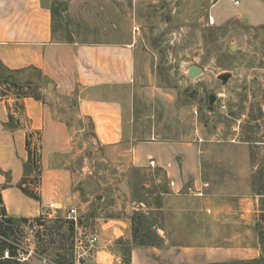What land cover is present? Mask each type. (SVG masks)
<instances>
[{
    "label": "rangeland",
    "instance_id": "obj_1",
    "mask_svg": "<svg viewBox=\"0 0 264 264\" xmlns=\"http://www.w3.org/2000/svg\"><path fill=\"white\" fill-rule=\"evenodd\" d=\"M215 2L54 0L55 29L59 40L92 41L103 33L133 37L143 60L144 92L135 95L132 143L149 139L153 130L159 141L196 143L208 180L227 183V192L264 196V0ZM192 67L203 70L193 81ZM224 74L231 75L227 83L219 80ZM6 79L0 76V101L13 89ZM30 92L38 93L33 87ZM59 109L73 132L69 169L79 223L74 234L62 225L68 207L46 210L44 226L24 225L21 246L34 256L29 264L68 261L81 244L90 251L83 264H130L133 247L162 246V232L172 242L190 237L183 227L190 220L189 199L171 195L154 163L150 170L130 164L131 140L117 149L101 147L91 122L78 118L75 99H65ZM30 169L37 181L40 165L33 161ZM122 182L130 198L118 188ZM174 209L186 214L175 217ZM258 220L264 255V212Z\"/></svg>",
    "mask_w": 264,
    "mask_h": 264
},
{
    "label": "crops",
    "instance_id": "obj_2",
    "mask_svg": "<svg viewBox=\"0 0 264 264\" xmlns=\"http://www.w3.org/2000/svg\"><path fill=\"white\" fill-rule=\"evenodd\" d=\"M59 32L54 0H0V76L38 92L37 98L12 95L0 101V191L8 215L40 218L52 203L74 209L69 165L75 144L59 113V105L73 98L78 118L91 122L101 147L117 149L131 140L130 164L150 170L154 163L169 181L171 195L191 203L189 224H182L190 237L172 242L162 232V246L133 247L131 264H259L264 255L256 220L264 212V196L227 192V183L208 180L196 143L159 141L156 130L132 143L135 95L144 92L135 39L103 33L92 41L59 40ZM37 138L40 176L35 181L28 142L32 149ZM179 212L186 214L174 209V216ZM112 223L128 229L126 222Z\"/></svg>",
    "mask_w": 264,
    "mask_h": 264
},
{
    "label": "trees",
    "instance_id": "obj_3",
    "mask_svg": "<svg viewBox=\"0 0 264 264\" xmlns=\"http://www.w3.org/2000/svg\"><path fill=\"white\" fill-rule=\"evenodd\" d=\"M6 82L13 87V90L17 94V96L23 97H35V92H30V88L32 86L30 84H19L15 81H9L6 79ZM32 91V89H31ZM28 150L30 155V166H32L33 158H32V149L31 143L28 142ZM24 192L32 197L37 199V196L28 190H24ZM63 226H67L71 233H75L76 225L72 220H60ZM36 223L37 225L44 226L47 223L44 217L36 218V219H28V218H13L10 217L7 213L1 191H0V264H29L31 258H33V254L27 249H24L21 244L20 233L21 229L24 225ZM62 226V228H63ZM139 246H153L149 244H140ZM75 257L74 254L71 255L70 259L65 262H59L57 264H74ZM131 264V259H130Z\"/></svg>",
    "mask_w": 264,
    "mask_h": 264
},
{
    "label": "built area",
    "instance_id": "obj_4",
    "mask_svg": "<svg viewBox=\"0 0 264 264\" xmlns=\"http://www.w3.org/2000/svg\"><path fill=\"white\" fill-rule=\"evenodd\" d=\"M10 88V87H9ZM12 95H17L15 93V91L13 89H11V93H9L8 95H6L3 100H9L11 98ZM32 158L33 161L37 164L40 165V149L39 146L36 145V143L34 145H32ZM50 210H57L56 204L52 203L49 206ZM68 216H69V220H72L76 227L78 226V217H77V211L75 209H71L68 212ZM98 242V238H93L89 241L90 243V249L92 247H94L96 245V243ZM83 244L80 245V250L76 252V257H75V262L74 264H83V262L90 257V251H88V248H83L82 246Z\"/></svg>",
    "mask_w": 264,
    "mask_h": 264
},
{
    "label": "water",
    "instance_id": "obj_5",
    "mask_svg": "<svg viewBox=\"0 0 264 264\" xmlns=\"http://www.w3.org/2000/svg\"><path fill=\"white\" fill-rule=\"evenodd\" d=\"M220 0H216L215 3H218ZM236 50V47L235 46H232L231 47V52H234ZM203 75V70L199 67H192L190 68L189 70V78L193 81L195 78L197 77H200ZM231 78V75L230 74H224V75H221L219 77V80L224 82V83H227L229 81V79ZM118 188L128 197L130 198L131 196V193H130V190H129V187L127 185L126 182H122L121 184H119Z\"/></svg>",
    "mask_w": 264,
    "mask_h": 264
}]
</instances>
